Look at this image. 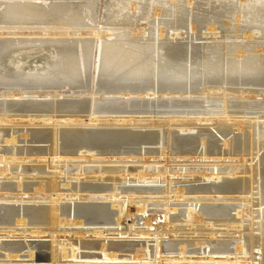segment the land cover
I'll use <instances>...</instances> for the list:
<instances>
[{
	"label": "bare ground",
	"instance_id": "1",
	"mask_svg": "<svg viewBox=\"0 0 264 264\" xmlns=\"http://www.w3.org/2000/svg\"><path fill=\"white\" fill-rule=\"evenodd\" d=\"M68 1L69 0H60L48 3L46 0H0V9L2 10L0 12V87L6 90L3 95H0V99L5 100L4 102L0 101V112L3 114L9 111L11 105L6 102L7 99L18 96L22 101L16 102V104L19 106L25 104L23 110L21 109L23 113L37 112L44 114V118L42 117L40 119V115L38 116L40 122L37 120V122L34 123L37 124L34 126L44 127L43 125L46 123L52 125L48 127L45 126L43 129L38 127L39 129L36 128L37 130H30V134L36 143H48L49 148L46 150H42L41 148L37 150L35 148L30 151L25 150L27 152L25 157L19 156L21 154L19 151L21 150L16 146L19 137L18 135L16 136V132L14 130L6 131L3 129V131L0 129V138H3V142L8 146L10 145L12 148V150H6L4 152L5 154H0V163L6 166V168L4 167L6 172L0 176L6 175L10 169L11 173L7 174L6 177L10 178V175H13L12 179L19 180L18 184L16 182V186L8 185L1 189L0 185V192L2 190L5 192L6 190H11L9 187L14 186V188L17 187L20 189L21 193H23L20 195L21 197H16L20 198V200H18L20 203L29 202V200H25L24 198L25 194H27L26 198L31 199V201L40 199V201L49 204V206H21L20 208L8 206L4 209L5 215L2 218L0 217V225H3L0 227V248H2L5 253L2 255L4 260L0 261V263L18 264L19 262L17 263V259L21 256L20 254L24 252L27 253L25 257L34 258L35 249H37V247L35 243L29 240H31V238L49 237L51 239L50 244L42 245V248L49 250L48 264H61L63 260L69 259L72 261L69 263L67 262L68 264H80L77 262L80 258H92L94 260L102 259L113 264L115 261L126 259L123 258L120 253L130 254L131 256L128 259H132L134 262L146 260L149 264H152V262H154V264H242L249 262L246 260L249 256H251V264H264L263 221L260 223L251 222L252 229L250 237L244 236L243 238L240 237L236 239L234 235L229 236L228 234L232 231L234 234L240 233L243 229V224H241L242 221L239 219L236 220L230 217L229 207L204 208L202 213L205 218H203L202 222H207L205 226L209 228H207V230L211 231L213 238H215L219 232H222L229 240L232 239L231 241L218 239V241L213 243V240H211L212 238L210 239L209 236L207 237L209 240L205 239L203 241H198L199 239L197 238L198 240L195 239L192 242L188 240H179L178 242L169 240L168 242H164L163 238L168 236L167 233H170V228L172 227L171 223L168 224L169 216L172 212H176L175 209L169 208V204H165V225H156L154 231L151 230L152 219L147 220L146 223L144 222L146 224V229L143 231H135V234H131V231H134V225H130L131 231H128L130 233L119 232L118 234H114L121 237L116 240H106L107 243L103 240V243L101 240L84 241L85 239L82 240V238L87 234H89L90 237L93 235L95 237L113 235L108 233V231L111 230L106 226L118 225L119 227H117L120 228L125 221L124 219L130 215V207L132 205L137 206L135 210L137 214H143L146 212L147 202L154 199L137 197L139 196L137 193L140 191L136 189L133 190L134 192L127 191L128 193H123L122 191V193H118V189L113 185V187L111 186L112 188L109 187V185L108 187H96V185L89 186V183L87 186H84L85 184L80 182L82 177H85L87 173H92V176L94 175L96 177L94 178V176H91V182L93 180L106 181L109 173H112V176L119 175L124 178V180L125 177L127 179L129 176H133L140 181L159 179L167 175V185H172L173 182H175V186L179 187H176V189L172 191V194L175 195L174 199L177 201L184 198L186 192L195 195L191 197L190 200L197 202L235 201V199L224 196L241 194L243 197L236 200L248 202L247 205L245 204L243 206L245 210L248 211L253 208L255 206V201L259 203V206L262 205L261 202H264V156L260 157L259 154L260 150L264 151L263 114L261 115L260 113L258 115L257 112H254L253 114L258 116L251 118L252 120H250L249 123L239 120V123L234 125L237 126L236 128L234 127V129L233 125L228 123V121L234 119L229 117L230 113L226 109L229 97L236 99L234 96H229L228 92H241L244 96L246 92V90H242L244 87L247 88V93H254L256 91V93H258L260 90H257V88H264V54H260L261 51L264 52V42L258 43L249 41H253V39L260 34H263L264 39V0H220L221 6H224V8L220 10H215L212 7H205V9L191 8L192 3L198 0H185L186 2L184 0H157L155 3H152L150 0H108L105 8V21L99 25L101 27H96L92 23L94 21L93 19L96 20V9L99 0H84L83 3ZM204 1L205 3L203 5H210V3H208L210 2L209 0ZM183 2H185L186 5H183ZM201 7L204 8V6ZM153 8L154 11L153 14H151L153 19L151 18L152 21H150L147 15H150V11L151 9L153 10ZM208 10H211V12L209 11V13ZM199 16H210L209 18L212 20L209 21L210 19L207 18V21L205 20L206 18H198V20H200L196 21L197 19L195 18ZM216 18L228 19L229 23H220L215 20ZM229 19L233 22L232 24H230ZM86 20L92 21L91 23L94 26L88 27ZM140 20H142L143 23H141L138 28L135 27L137 21ZM186 25H189V31L193 37L199 36L196 35L198 29H200L197 26L205 25L206 29L202 32V36L205 37V40H208L207 37L209 35L212 37L218 35L217 31L220 28L217 30L214 26L221 25L223 28L229 27L232 31L234 30L236 39L237 37H241L249 42L242 44L238 42V40L236 41V39H234L235 41H230L231 37H228L226 34L227 37H224L223 41H211V43H205L204 46L196 43L197 45H189L185 48L183 47V49L175 46L173 41H176L179 37H183L184 34H186ZM246 29H248V31H246ZM37 30L41 31V33H38L40 36L33 37L36 36ZM186 30H188V28H186ZM1 36H3V38H1ZM58 36H63L64 38H58ZM98 37L102 39L100 45L101 62L99 63L100 67L97 76L94 74L93 81H91L96 44L95 38ZM232 37L234 38V36ZM12 38H14L16 42L10 40ZM198 39L200 40L202 37ZM6 43L8 44L6 45ZM38 48L49 53V56H46L45 67L42 70L37 69L38 71H30L28 73L25 71L26 69L24 70L23 59L19 58L16 62H13L14 60L12 59H14V56H19L20 54L22 56V53H27L29 51L33 52V50L36 49L38 51ZM200 48L205 52L204 60L202 56L200 60L196 57L198 59L195 61L193 50L198 52ZM197 54L199 55V52ZM9 63L12 65H9ZM91 82L94 83L92 89L89 88ZM237 86H241V90L234 88ZM68 92L70 94H67ZM158 93H161V95H158ZM192 93H198L203 96H210V94L218 93L219 97H217L216 102L222 104L223 108L225 107L223 113L226 115V119H224L226 121L223 123L221 122L219 126L221 127L223 136L225 138L227 137L233 143V151H230L228 148L230 152L227 154L226 150L222 153H218L217 155L221 157L215 161L219 163L222 157L230 155L231 158L235 156L240 159L241 163H249L250 166L244 165L245 167L240 170L239 168L236 170L234 166H225L221 168L220 164L213 161L214 163L211 164L212 168H209V165L200 169L191 170V175L201 176L202 178L199 177V179L194 176L193 178L195 181H190V183L187 184L182 183L179 179L176 181L175 178L170 176L172 175L171 173H173V176L184 178L185 171L183 169L180 170L184 172L180 173L179 169L169 170L167 168L159 169L154 167L145 170L143 166L141 172H137L138 174L136 175L126 173L117 174L121 171L120 169L104 168L101 166L98 171L94 172L95 169H88V171H86L83 163L91 162L90 158L94 155H111V158L118 155L130 157L136 153H134V151L124 150V146L130 145L132 147V145L138 144V142H142L140 143L141 145L152 139L155 140L154 142H157L156 140H160L159 137H161V131L159 132L155 129L160 127V125H156L157 127H154V124L153 126H149L145 121L136 124L134 120L138 119L133 120L129 117L128 119L130 120L126 118L114 120L116 124L121 123L122 125H128L127 129L129 127H139L143 128V130L145 128H154L156 131L142 133L137 132L139 129L136 132H130L132 130L128 129L130 131L124 132L123 129L122 132H116L117 130L114 131V129L112 132H109V129L105 128L110 122L100 121L99 117L102 115L96 117L97 114L121 115L134 111L136 113L145 111L144 113H146L147 109L154 105L168 107L178 104H197L186 100ZM27 96H31L29 97L31 99L42 100V98H45V101H23V97ZM255 100L257 99L254 98L252 101ZM249 107H251V105ZM223 113L219 112L218 114ZM207 116L201 117L196 121L202 124L213 122L214 119ZM172 117L175 116L172 115ZM33 118L29 121L34 122ZM168 120L173 123L177 121L179 123L178 129L184 133L186 131H193L196 127H192L193 123H188L185 119V122L182 123L179 122L180 119L175 120L172 118ZM12 122L13 121L11 119L9 120L7 115H0V123L11 124ZM91 123H99L98 127L101 128H92L93 131H90L84 127ZM165 125H168V123ZM199 133V137L201 138V141L199 140L201 142L200 146L204 149L203 155H214L206 150V142H208V139L206 140V138L203 137L204 135L211 136L209 135L211 132L208 133L206 130H199ZM30 134L22 133L21 136L27 139ZM175 137L177 138L175 140H178L177 143L175 141L177 144V151L175 150V153L180 159H183V161H191L190 159L193 157L189 159L185 158L191 157L192 155L196 156L198 154V148H193L194 144L191 147L188 142L191 143L192 141L187 142L184 140L187 137L180 135V133L178 134V132H176L174 138ZM247 138L250 140L249 147H247ZM32 140H29V142ZM229 140L224 141V147H231ZM144 141L146 142L143 143ZM211 141L215 146L218 145H216V141ZM154 142L151 143L153 144ZM208 145H210V143H208ZM194 146H196V143ZM29 154L33 155L28 156ZM200 158L203 157L201 156ZM117 159L125 161L122 158ZM43 160L48 163V166H46L49 167V169L54 170L52 177L43 179L38 178L37 175L33 177V180H40L39 183H23L25 173H19V168L23 167V163H38L41 161L43 162ZM174 160L176 159L174 158ZM92 161L102 162L100 159H92ZM108 161L112 162V160ZM255 161L256 164L253 165ZM52 163L62 165L53 166ZM65 163H77L74 165L77 174H72V178L68 177L67 179L71 178L75 180V182H80V184H69L70 182L62 183L60 181V176L67 173L64 170L66 167ZM254 166H256V168ZM60 167L62 169L60 173L56 172ZM42 168L43 167H35L34 170L42 174L44 173V169ZM24 170H26V167H24ZM185 170L187 172L189 171L187 169ZM187 172L185 173L187 174ZM150 173H152V175H150ZM239 173L243 175L242 178L236 180L228 179V181H226L228 177H237ZM113 177L115 178V176ZM222 179H226V182H223L224 184L221 186L214 187L211 186V184H207V180L220 181ZM205 180L207 182H205ZM101 181L100 183H102ZM112 181H117V179ZM126 181H128V179ZM135 181L136 180H134L133 183H136ZM200 181L202 183H200ZM93 183L95 184L98 182ZM35 184H39L40 187H34V194L32 193V195H29L30 193L26 191L31 192L30 190L33 189V185L35 186ZM254 185L257 187L254 188ZM82 186H84V190ZM180 186L186 188H180ZM256 189L257 193H254ZM5 192L0 196V201L12 198L10 196H5L9 195L8 192ZM82 192L89 193H86L87 196H82ZM211 193H215L219 197L211 196ZM123 194H125V196H121ZM208 194L211 197H207ZM248 194L249 196H247ZM256 195H258L257 199L255 198ZM77 200H85V202L86 200L110 201L111 207L108 208L100 204V206L98 204H96L98 206H94L95 204L93 206H84L80 204V202L78 204ZM18 201L16 200V203ZM62 201L66 203L61 204ZM263 211L260 210L257 212L259 218L264 214ZM242 213L240 214V211L237 212V217H240ZM254 213L255 212L252 210L248 213V216L252 220L255 219L253 217ZM197 214L198 213L195 210L193 211V209L187 210L186 217L189 219L190 224L196 221ZM138 218L137 220H139ZM135 221L136 219H134V222ZM170 221L172 222V220ZM217 223H221L222 225H220V227L223 229L221 231L219 230V232L216 231V234V232H214L215 230L212 228H214ZM85 225H96L93 227L92 234L80 230V228ZM100 225L105 226L100 227ZM256 225H258V227L254 229ZM217 226L219 227V225ZM66 227L76 229L70 233L69 229ZM202 228L204 227L197 226L191 230L199 231L200 229L202 230ZM172 231L171 233H175V230ZM18 232H20L21 235H19ZM135 235L141 239L139 241H132L126 238V236L130 237ZM143 237H154V246L149 247L147 245L149 241L144 240ZM3 238L15 239L6 242L3 241V243H1ZM20 238H23V240H20ZM246 238L250 239L247 240ZM194 244L198 248L192 251L187 249L188 245L192 246ZM201 245H207V247L211 249L210 253H208L210 254L209 256H206V246L201 249ZM83 248H100L104 254H100V256L89 254L82 256L80 251ZM257 250L258 253H256ZM174 253H178V255L173 257H170V255L165 256V254ZM188 253L205 254L204 256L206 257H188ZM213 255H220L221 257H215ZM257 256H259V259H255ZM24 263L26 264L25 261Z\"/></svg>",
	"mask_w": 264,
	"mask_h": 264
},
{
	"label": "rangeland",
	"instance_id": "2",
	"mask_svg": "<svg viewBox=\"0 0 264 264\" xmlns=\"http://www.w3.org/2000/svg\"><path fill=\"white\" fill-rule=\"evenodd\" d=\"M55 1H60V0H46V2H48V3H51V2H55ZM61 1H64V0H61ZM65 1H67V0H65ZM81 2V3H83L84 2V0H69L68 2ZM152 3H155L157 0H150ZM185 1V0H184ZM210 2H208V3H210V5L208 6V5H203L204 3H205V1L204 0H198L197 2L195 1V2H193L192 3V5H191V8H194V9H205V7H212L213 9H215V10H220V9H222V8H224V6H221V3H220V0H209ZM1 2H3V1H1ZM99 3H98V5H97V9H96V20L95 19H93L94 21L92 22V21H90V20H86V24H87V26L89 27V26H96V27H98L100 24H102L105 20V16H106V4L108 3V0H99L98 1ZM186 2V1H185ZM185 2H183V5L185 4ZM202 4V5H201ZM186 5V4H185ZM201 6H204V8L203 7H201ZM3 8V7H2ZM2 10L0 9V12H1ZM153 11H154V8H153V10L151 9V11H150V15H147L148 17V20L150 19V21H152V15L151 14H153ZM189 11V10H188ZM211 12V10H208V12ZM152 12V13H151ZM209 12V13H210ZM105 15V16H104ZM210 17V16H209ZM208 16H206V17H204V16H199V17H196L195 19H197L196 21H199L198 20V18H206L205 20H207L208 21V19L207 18H209ZM152 18V19H151ZM210 20L209 21H211L212 19L211 18H209ZM216 21H218V22H220V23H229L228 22V19H225V18H221V19H219V18H216L215 19ZM224 20H226V21H224ZM88 21V22H87ZM229 21H230V24H232L233 22L231 21V19H229ZM94 24V25H92V23ZM97 22V23H96ZM101 22V23H100ZM141 23H143L142 22V20H140V21H137V24L135 25V27H139V25H141ZM194 23H195V20H194ZM91 24V25H90ZM98 24V25H97ZM206 25V24H205ZM205 25H203V26H197V27H199L200 29H198V33L196 34V35H199V36H191L192 34H191V32L189 31V29H190V27H189V25H186V28H188V30H186V28H185V31H186V34H184V36L183 37H179V39H177L176 41H173L174 42V45L175 46H178V47H181V48H185L186 46H189V45H197L198 43L201 45V46H204V44L205 43H211V41H214V42H219V40L220 41H223L224 40V37H227L226 36V34L228 35V37H231L230 38V41H235L234 39H236L235 38V36H236V33H235V31L233 30H231V29H229V27H224L223 28V26H221V25H216V26H214V28L216 27V29L218 30L219 28V30L217 31V33H218V35L217 36H208L207 38H208V40H205V37L204 36H202V32H204L205 30L204 29H206V26ZM99 27H101V26H99ZM205 27V28H204ZM136 28V29H137ZM201 28H203V29H201ZM226 28V29H225ZM223 29V30H222ZM201 30H203V31H201ZM38 31V32H37ZM36 31V36H33V37H38V36H40V34L38 35V33H41V31H39V30H37ZM185 31H182V32H185ZM246 31H248V29H246ZM187 32H188V34H187ZM224 32V33H223ZM226 32V33H225ZM229 32V33H228ZM201 33V34H200ZM232 33V34H231ZM223 34V35H222ZM235 34V35H234ZM239 34H241V33H239ZM238 34V35H239ZM188 35V36H187ZM231 35V36H230ZM24 36H26V35H24ZM232 36H234V38L232 37ZM259 36V37H258ZM60 37H62V38H64L63 36H58V38H60ZM202 37V39H198V38H201ZM219 37V38H218ZM258 37V38H257ZM1 38H3V36H1ZM54 38H56V37H54ZM67 38H69V37H67ZM70 38H73V37H70ZM212 38V39H211ZM223 38V39H222ZM260 38V39H259ZM94 39V38H93ZM96 39V41H95V49H94V59H93V63H94V65H93V68H92V75H91V81H93V75L95 74L96 76H97V74H98V70H99V67H100V60H101V53H100V51H101V48H100V45H101V43H102V39L100 38V37H98V38H95ZM188 39V40H187ZM218 39V40H217ZM263 39V34H260V35H257L256 36V38L255 39H253V41H251V40H249L250 42H258V43H262V42H264V39ZM10 40H12L13 42H16L15 41V39L14 38H12V39H10ZM190 40V41H189ZM193 40H195V41H193ZM198 40V41H197ZM205 40V41H204ZM210 40V41H209ZM215 40H217V41H215ZM238 40V42H240V43H242V44H245V43H248L249 41H246V40H244V39H242L241 37H237V39H236V41ZM240 40V41H239ZM242 40V41H241ZM244 40V41H243ZM188 41V42H187ZM193 41V42H192ZM207 41V42H206ZM164 42H166V41H164ZM197 43V44H196ZM8 43H6V45H7ZM178 44V45H177ZM183 45V46H182ZM183 48V49H184ZM201 49V48H200ZM198 50V52H199V55L197 54L198 52H196L195 50H193V53H194V55H193V57H194V59H195V61H197V59L199 58V60L202 58V56H203V60H204V50L203 49H201V50ZM261 49V48H260ZM42 51V52H41ZM201 51V52H200ZM203 52V53H202ZM23 54H25V55H23ZM30 54V55H29ZM49 53H47V52H45L43 49L41 50V48H38V51H37V49L36 50H33V52H31V51H29V52H27V53H22V56H21V54L19 55V56H14V59H12V60H14L13 62H16L17 61V59H19V58H21V59H23V61H24V70L25 71H27L28 73L30 72V71H38V70H42L44 67H45V61H46V56L48 55ZM203 54V55H202ZM260 54H264V52L263 51H261V53ZM49 56V55H48ZM18 57V58H17ZM196 57H198V58H196ZM9 65H12L11 63H9ZM38 69V70H37ZM23 70V71H24ZM97 82V81H96ZM94 83L93 82H91L90 83V89H92L93 88V85ZM96 87H97V85H96ZM239 87V88H238ZM241 86H237V87H234L235 89H240L241 90V88H240ZM245 88V89H244ZM244 88H242V90H246V92H245V94H244V96H243V94L240 92H234V93H232V91L231 92H228V95L229 96H234L236 99H234L233 97H229V100H228V104H227V111L230 113L229 114V117L230 118H232V119H234V120H230V121H228V123L230 124V125H233V128L235 127H237V126H234V125H236V124H238L239 123V120L240 121H246L247 123H249V121L250 120H252L251 118H255L256 116H258L260 113H261V115H262V117H264V88H257V90H260V91H258V93H256V92H254V93H247L248 92V90H247V88L246 87H244ZM248 89H249V87H248ZM251 89V88H250ZM262 90V91H261ZM6 90L3 88V87H0V95H3L4 94V92H5ZM67 94H70L69 92L67 93ZM193 94V95H192ZM192 94H187V95H189V97L186 99L187 101H189V102H192V103H197V104H182V105H180V104H178V105H174V106H161V105H154L153 107H151V108H148L147 109V111H146V113H144L145 111H141V112H130V113H123V114H104V113H99V114H97L96 115V117L98 116H100V115H102V116H100L99 118V120L100 121H106V122H110V124L108 125V126H106V128L105 129H109L108 131L109 132H112V130H114V131H116V132H122V130L124 131V132H128V131H130V130H128V129H131L132 131H130V132H136L138 129V131L137 132H142V133H146V132H154V131H161V137H159V139L160 140H156L157 142H154L155 140L154 139H152V140H150V141H148V142H146V141H144L143 143H145V144H141L140 145V143H142V142H138V144H135V145H132V147L130 146V145H126V147L124 146V150H129V151H134V153H136L135 155H131L130 157L129 156H114L113 158H111L112 156L111 155H94L93 157H91L90 158V161L91 162H86V163H83V166H84V168L86 169V171H88V169H95L94 170V172L95 171H98L99 170V168H101V167H104V168H114V169H120L121 171L119 172V173H117V174H124V173H126V174H132V175H136V174H138L137 172H141V170H142V168H143V166H144V169L146 170V169H149V168H154V167H157V168H159V169H169V170H171V169H179V172L180 173H183L184 171L185 172H187L185 169H187V170H189L188 172H187V174L184 172V178L183 177H178V176H173V173H171L172 175H170L171 177H173V178H175L176 179V181H177V179H179V180H181V182L182 183H185V184H187V183H190V181L192 182V181H195V179L193 178L194 176H195V178H202L201 176H197V175H191V170H193V169H200V168H202V167H204V166H209L210 165V167L209 168H212V166H211V164H213L214 162L215 163H217V164H220V166H221V168H224L225 166H227V167H230V166H234V167H236V170L239 168V170L240 169H243L245 166L244 165H247V166H250V164L248 163V164H243V163H241L240 162V159H238L237 157H235V156H232V158H231V156L230 155H225V157H222L221 158V161H219V163L217 162V161H215V160H217V159H220V157L221 156H218L217 154L218 153H222L223 151H225L226 150V154L228 153V152H230L231 150L233 151V143L231 142V140H229L227 137L225 138L224 136H223V133L221 132V127L219 126L220 124H221V122L223 123L224 121H226V120H224V119H226V115L223 113L224 112V108H223V106H222V104H220L219 102L217 103L216 101V99H217V97H219V94L217 93V94H210V96L209 95H206V96H203V95H201V94H198V93H192ZM238 94V95H237ZM247 94H248V97H247ZM260 96H259V95ZM158 95H161V93H158ZM196 95V96H195ZM255 97H254V96ZM259 96V97H257V96ZM263 95V96H262ZM194 96V97H193ZM202 96V97H201ZM18 97V96H17ZM16 96H14V98H9V99H7V101L6 102H8V103H10V108H9V111H7V112H5V113H3V114H5V115H7L8 117H9V120L11 119L13 122L11 123V124H3V123H0V129H5L6 131H8V130H10V131H12V130H14L15 132H16V136L18 135L19 137H18V140H17V144H16V146H17V148L19 149V150H21V151H19L21 154L19 155V156H21V157H25V155H26V151L25 150H28V151H30V150H32V149H35L36 148V150L37 149H48L49 148V144L48 143H36V141L33 139V137H32V135L30 134V130H34V129H39V128H41V129H43V128H45V126L46 127H48V126H52L50 123L48 124V123H46L45 125H43L44 127H42V126H34V125H36V124H34L35 122H37V120L39 121V115H40V119L43 117V113H37V112H30V113H23L22 112V110H23V107H24V105L23 104H21L20 106L22 107H20L19 105H17L16 104V102L18 103V102H21L22 100H20L21 98H17ZM29 97H31V96H27V97H23L24 99H23V101H28V102H30V101H36V100H39V101H45V98H42V100L41 99H31V98H29ZM205 97V98H204ZM247 97V98H246ZM263 97V98H262ZM5 98V97H4ZM26 98H28V99H26ZM49 98V97H48ZM47 98V99H48ZM185 98V97H184ZM192 98V99H191ZM211 98V99H210ZM246 98V99H245ZM254 98L255 99H257V100H255V101H252V100H254ZM262 98V99H261ZM30 99V100H29ZM233 99V100H232ZM238 99V100H237ZM249 99H252V100H249ZM18 100V101H17ZM135 100V99H134ZM180 100V99H179ZM186 100H181V101H186ZM0 101H2V102H4L5 100H3V99H0ZM210 102V103H209ZM23 105V106H22ZM187 105V106H186ZM190 105V106H189ZM210 105V106H209ZM243 105H244V107H243ZM251 105V107H249ZM194 106V107H193ZM219 106V107H218ZM253 106V107H252ZM165 107V108H164ZM171 107H172V109H171ZM174 107H175V109H174ZM177 107V108H176ZM247 107V108H246ZM163 108V109H162ZM213 108V109H212ZM19 109H20V112H19ZM22 109V110H21ZM168 109V110H167ZM16 110V111H15ZM149 110V111H148ZM157 111V112H156ZM161 111V112H160ZM173 111V112H172ZM216 111V112H215ZM150 112H151V114H150ZM154 112V113H153ZM161 113V114H159V113ZM165 112H168V113H165ZM171 112V113H170ZM223 113V114H218V113ZM254 112H257V114L258 115H256V114H253ZM143 113V114H142ZM164 113V114H163ZM172 113H174V114H172ZM182 113H183V115H182ZM204 113V114H203ZM206 113H209V114H206ZM216 113V114H215ZM2 114V112H0V115L2 116L3 115ZM30 114H31V116H30ZM149 114V115H148ZM155 116H153V115ZM157 114V115H156ZM170 114H171V116H170ZM61 115V114H60ZM110 115V116H109ZM121 117H120V116ZM138 115V116H137ZM172 115L173 116H175V117H172ZM180 115V116H179ZM198 115V116H197ZM208 115V116H207ZM37 116V117H36ZM114 116V117H113ZM168 116H169V118H168ZM196 116V117H195ZM211 117V118H213L214 120H213V122H207V123H204V124H202V123H199V122H197L196 120L197 119H200L201 117ZM29 117V118H28ZM34 117V118H33ZM36 117V118H35ZM105 117V118H104ZM117 117V118H116ZM128 117L131 119H138V120H134L135 121V123L137 124L138 122H144L145 121V123H147L149 126L151 125V126H153V124H154V127L156 126V125H160V127H157V128H145L144 130H143V128H133V127H129L128 129H127V126L126 125H122L121 123L120 124H116V122H115V120L116 119H123V118H126V119H128ZM144 117V118H143ZM161 117V118H160ZM165 117V118H164ZM14 118H16V119H14ZM31 118H33V120H34V122H30L29 120L31 119ZM44 118V117H43ZM101 118H102V120H101ZM111 118V119H110ZM153 120H152V119ZM172 118H174L175 120L176 119H180V121L179 122H188V123H193V126L192 127H195V129L192 131H186L185 133L184 132H181L179 129H178V122L177 121H174L175 123H173L172 121H170V120H168V119H172ZM218 118V119H217ZM14 119V120H13ZM115 119V120H114ZM130 119H128V120H130ZM140 119H142V120H140ZM145 119V120H144ZM150 119V120H149ZM155 119H157V120H155ZM159 119V120H158ZM161 119V120H160ZM164 119V120H163ZM165 119H167V120H165ZM181 119H182V121H181ZM184 119H185V121H184ZM36 120V121H35ZM112 120V121H111ZM218 120V121H217ZM220 120V121H219ZM154 121V122H153ZM168 121V122H167ZM216 121V122H215ZM40 122V121H39ZM153 122V123H152ZM220 122V123H219ZM160 123V124H159ZM166 123H168V125H165ZM172 123V124H171ZM177 123V124H176ZM194 123H196V124H194ZM13 124V125H12ZM97 126H96V125ZM91 123L90 125H88V126H84V127H86V129H89L90 131H93V129H96V127L97 128H101V127H98V125H99V123ZM116 126H115V125ZM93 125H95V126H93ZM112 125V126H111ZM206 125V126H205ZM114 126V127H113ZM137 126V125H136ZM139 126V125H138ZM171 128H170V127ZM39 127V128H38ZM89 127V128H88ZM117 127V128H116ZM120 127H125V128H120ZM163 127V128H162ZM165 127H166V129H165ZM93 128V129H92ZM133 128V129H132ZM168 128V129H167ZM234 128V129H235ZM36 129V130H37ZM85 129V130H86ZM127 129V130H126ZM141 129V130H140ZM150 129V130H149ZM161 129V130H160ZM176 131H175V130ZM180 131H178V130ZM88 130V131H89ZM118 130H121V131H118ZM199 130H206V131H208V133L209 132H211V133H209V135H211V136H207V135H204L203 137L204 138H206V140L208 141V142H206V150L208 151V152H210V153H212V154H214V155H203V153H204V149L202 148V146H200L201 144V138L199 137V135H200V133H199ZM220 130V131H219ZM4 131V130H3ZM96 131V130H95ZM102 131H105V130H102ZM107 131V130H106ZM174 131H175V133H174ZM21 132V133H20ZM28 132V133H27ZM176 132H178V134L180 133V135H182V136H184V137H187V138H185L184 140H186L187 142L188 141H192L191 143L190 142H188V144L192 147V145L194 144L195 145V143H196V146H194L193 145V148H198V154L195 156V155H192L191 157H187V158H185V159H189V158H192V159H190L191 161H183V159H180L179 158V156L175 153L176 151H177V141L178 140H175V139H177L176 137L174 138V136H175V134H176ZM220 132V133H219ZM30 134V136L27 138V139H24L22 136H21V134ZM183 133V134H182ZM10 134H11V132H10ZM163 135V136H162ZM213 135H215V136H213ZM173 136V137H172ZM198 138H197V137ZM20 137H22V138H20ZM32 137V138H31ZM191 137V138H190ZM208 137V138H207ZM183 138V137H182ZM3 138H0V154L2 155V153L3 154H5L4 152L6 151V150H12V148L10 147V145L8 146V145H6L4 142H3V140H2ZM35 141V143H34V141ZM162 139V140H161ZM193 139V140H192ZM195 139H196V141H195ZM248 139V138H247ZM29 140H32V141H30L29 142ZM200 140V141H199ZM211 140H213L215 143H216V145L217 146H215V144L214 143H212V141ZM225 140H229V144L231 145V147L229 146V147H224V141ZM3 143H2V142ZM173 141V142H172ZM175 141H176V143H175ZM211 141V142H210ZM151 142H154L153 144L151 143ZM159 142V143H158ZM161 142V143H160ZM197 142H198V144H199V146H198V144H197ZM31 143V144H30ZM175 145H174V144ZM208 143H210V145H208ZM247 147H249V144H250V140L248 139L247 140ZM213 144V145H212ZM140 145V146H139ZM128 146V147H127ZM175 146V147H174ZM123 147V146H122ZM210 147V148H209ZM125 148H127V149H125ZM129 148V149H128ZM176 148V149H175ZM207 148H209V149H207ZM214 148V149H213ZM219 148V149H218ZM230 149V151H229V149ZM131 149V150H130ZM136 149H138V150H136ZM141 149V150H140ZM249 149V148H248ZM139 150H140V152H139ZM176 150V151H175ZM211 150V151H210ZM215 150V151H214ZM36 153V152H35ZM139 153H141V154H139ZM0 155V156H1ZM31 155H33V154H31ZM30 154L28 155V156H31ZM260 157H262V156H264V151L263 150H260ZM105 156V157H104ZM110 156V157H109ZM203 157V158H200V157ZM209 156V157H208ZM217 156V157H216ZM106 157H108V158H106ZM199 157V158H198ZM215 157V158H214ZM117 158H122V159H124L125 161H121V160H119V159H117ZM174 158L176 159V160H174ZM179 158V159H178ZM211 158V159H210ZM236 158V159H235ZM249 158V157H248ZM92 159L94 160V159H100V160H102V162H93L92 161ZM195 159V160H194ZM198 159V160H197ZM227 159V160H226ZM108 160H112V162H109ZM167 160V161H166ZM177 160H179V161H177ZM208 160V161H207ZM105 161V162H104ZM115 161V162H114ZM214 161V162H213ZM122 162V163H121ZM159 162V163H158ZM201 162H202V164H201ZM227 162V163H226ZM117 163V164H116ZM193 163V164H192ZM194 163H195V165H194ZM208 163V164H207ZM68 164H70V165H68ZM75 164H77V163H65V165H66V167H65V169H64V167H63V169L67 172V173H65L66 174V176H65V174H63V175H61L60 177H61V182L62 183H69V184H76V183H79L80 184V182L81 183H83V184H85L84 186H87V184L89 185V186H95L96 185V187H108V185H109V187H111L112 185L114 186V187H116L118 190V193H122V191H123V193H128V192H134L133 190L134 189H136L137 191H140L139 193H137V195H139V196H137V197H148V198H152V199H154V200H152V201H148L147 202V207H146V212L145 213H143V214H137L136 213V208H137V206H135V205H132L131 207H130V210H131V212H130V215L128 216V217H126L124 220V222H123V224L120 226V228H118L119 226L118 225H109V226H106L108 229H110L111 231H108V233L109 234H113V235H108V236H104V237H95L94 235L93 236H91L90 237V235L89 234H87L84 238H82V240L83 239H85L84 241H93V240H101V242L103 243V241H105L106 242V240H116V239H118V238H121L120 236H116V235H114V234H118L119 232H125V233H127L128 231H131V226L132 225H134L133 226V230L134 231H131V234L133 233V234H135L134 232L135 231H143L144 229H146V221L147 220H152L153 222H152V226H151V230H153L154 231V227L156 226V225H165V222H164V214H165V210H166V206H165V204H169V208H171V209H175L176 210V212H172L171 213V215L169 216V221H168V224H170L171 223V225H172V227L170 228V230L172 231V229H173V231L175 232V233H171V231H170V233L168 232L167 234H168V236H165L164 238H163V240H164V242H168L169 240H173V241H175V242H178L179 240L180 241H194L195 239L196 240H198V241H203V240H205V239H208L207 237H209L211 240H213V243L214 242H216V241H218V239L219 240H223V241H231L232 239H230L229 240V238L226 236V235H223V233L222 232H219V230L221 231L223 228H221L220 227V225H222L221 223L219 224V223H217L216 224V226L214 227V228H212L213 230H215L214 232H219L218 234H217V232H216V236H215V238H213V235H211V231H209V230H207V228H206V224H207V222L206 223H204V222H202L203 221V218H205V217H203L204 215H203V209L204 208H206V207H229V209H230V217L231 218H234V219H236V220H240V221H242L241 222V224H243V229H242V231L240 232V233H235L234 234V232L232 231L231 233H229L228 235L229 236H232V235H234V238H243L244 236L245 237H250V235H251V222H255V223H260V222H262L263 221V223H264V214L262 215V217L261 218H259V214H257V212L258 211H263L264 210V202H261L262 203V205H260L259 206V203L257 202V201H255L254 202V204H255V206L253 207V208H251V209H249L248 211L247 210H245V208L243 207L245 204L247 205L248 204V202H246V201H241V200H236V199H240V197H243V196H241V194L239 195V194H236V195H227V196H224V197H227V198H230V199H235V201H221V202H219V201H193V200H190V198L191 197H194L195 195H191V194H189V193H187L186 192V194L184 195L185 197L184 198H181V199H179V201H177V200H175L174 199V196L175 195H173L172 194V191L174 190V189H176V187L177 186H175V182H173V184L172 185H167V183H168V179H167V175H164L163 177H161V178H159V179H150V180H139L138 178H134L133 176H129V177H127V179H128V181H126L127 179H126V177H125V180H124V178H122V177H120L119 175H113V176H115V178L112 176V173H109V175H107V179H106V181H101V180H99V181H95V180H93L92 182H91V178L94 176H92V173L91 174H86L85 175V177L83 176L82 177V180L80 181V182H75V180H73V179H71L72 178V174H77V171L75 170V168H74V165ZM199 164V165H198ZM256 164V161L253 163V165H255ZM34 165H35V167H43L42 169H44V173H38V171H36L35 172V170H34ZM48 166V163H46V162H44V160H43V162L41 161V162H35V163H32V162H27V163H23V167H20L19 168V173L20 172H22V173H25L24 174V177H25V179H24V181H23V183H39L40 182V180H33V177L34 176H37L38 178H43V179H49V178H51L52 177V175H53V172H54V170L52 169H49V167H47ZM52 165L53 166H55V165H57V166H59V165H62V164H54V163H52ZM146 165V166H145ZM182 165V166H181ZM101 166V167H100ZM176 166H178V167H176ZM6 168V166L3 164H1L0 163V175L1 174H4L5 172H6V170H5V168ZM24 167H26V170H24ZM34 167V168H33ZM240 167H242V168H240ZM255 168H256V166H254ZM8 168V167H7ZM21 169V170H20ZM180 169H183L184 171H182V170H180ZM216 169V168H215ZM62 169H61V167L58 169V170H56V172H59L60 173V171H61ZM173 172H175V171H173ZM177 172V171H176ZM241 172V171H240ZM11 173V170L9 169V171L6 173V175H3V176H0V185H1V189H3V187H5V186H8V185H14V186H16L19 182V180L17 181V180H14V179H12L13 178V175L11 176L10 175V178L9 177H6L7 176V174H10ZM36 173V174H35ZM149 173V172H148ZM31 174V175H30ZM190 174V175H189ZM48 175V176H47ZM50 175V176H49ZM88 175V176H87ZM111 175V176H110ZM150 175H152V173H150ZM43 176V177H42ZM92 176V177H91ZM119 176V177H118ZM189 176H191V177H189ZM68 177H71L70 179H67ZM90 177V178H89ZM110 177V178H109ZM113 177V178H112ZM189 177V178H188ZM243 177V175L241 174V173H239L238 174V176L237 177H228L227 178V180L226 179H222V180H220V181H213V180H205V182H207V184H211V186H214V187H218V186H221V185H223L226 181H228V179H231V180H236V179H238V178H242ZM94 178H96L95 176H94ZM106 178V177H105ZM104 178V179H105ZM122 178V179H121ZM199 178V179H200ZM114 179H117V181H112V180H114ZM72 180V181H71ZM89 180V181H88ZM107 180H111V181H107ZM134 180H136L135 182L136 183H133L134 182ZM139 180V181H138ZM226 180V181H225ZM59 181V180H58ZM65 181V182H64ZM100 181L102 182V183H100ZM125 182V183H123V182ZM130 181V182H129ZM188 181V182H187ZM16 182H17V184H16ZM85 182H87V183H85ZM93 182H98V183H93ZM108 182V183H107ZM115 182V183H114ZM138 182H140V183H138ZM147 182V183H146ZM163 182V183H162ZM224 182V183H223ZM91 183H93V184H91ZM121 183V184H120ZM122 183H123V185H122ZM132 183V184H131ZM200 183H202L201 181H200ZM91 184V185H90ZM100 184H102V185H100ZM107 184V185H106ZM118 184V185H117ZM99 185V186H98ZM106 185V186H105ZM14 186L13 187H9V188H11V190H6V192L5 191H1L0 192V196H2L3 194H4V192L5 193H9V195H5V196H10V197H12V198H7V199H5V200H1L0 201V217L2 218L4 215H5V208L6 207H8V206H15L16 208H20L21 206L22 207H31V206H42V205H45V206H49V204L47 203V202H44V201H40V199H36L35 201H31V199H28V198H26V195L27 194H25V196H24V198H25V200H29V202L27 201V202H24V203H20V201H18V200H20V198H16L17 196L18 197H21L20 195L21 194H23V193H21V191H20V189H18L17 187H15L14 188ZM37 186L38 187H40L39 186V184H35V186L33 185V189L32 190H30L31 192H29V191H26V192H28V193H30L29 195H32V193L34 194V190H35V188L34 187H36L37 188ZM84 186H82V189H83V187ZM112 186V187H113ZM111 187V188H112ZM257 186L256 185H254V188H256ZM177 188H179V187H177ZM180 188H186V187H181L180 186ZM128 189V190H127ZM171 189V190H170ZM84 190V189H83ZM82 190V191H83ZM126 190V191H125ZM130 190V191H129ZM170 190V191H169ZM185 190V189H184ZM128 191V192H127ZM212 191H215V190H212ZM83 193V192H82ZM86 193H89V192H86ZM86 193H83V194H81L82 196L84 195V196H87V194ZM254 193H257V189L254 191ZM213 194V195H212ZM142 195V196H141ZM187 195V196H186ZM211 196H214V197H219L218 195H216L215 193H211L210 194ZM209 194H208V196L207 195H205V196H207V197H211ZM121 196H125V194H123V195H121ZM167 196V197H166ZM247 196H249V194L247 195ZM28 197V196H27ZM158 197V198H157ZM162 197H164V198H162ZM162 198V199H161ZM169 198V199H168ZM255 198L257 199L258 198V195H256L255 196ZM14 200V201H13ZM16 200L18 201L17 203H16ZM37 200H38V202H37ZM22 201V200H21ZM30 201H31V203H30ZM40 201V202H39ZM34 202V203H33ZM41 202H43V203H41ZM79 202H80V204H83L84 206H93L94 204V206H98L99 204L101 205V206H105V207H108V208H110L111 207V204L109 203L110 201H98V200H86V202H85V200L84 201H79V200H77V203L79 204ZM83 202V203H82ZM156 202H157V204H156ZM168 202V203H167ZM36 203V204H35ZM66 202L64 201H62L61 202V204H65ZM68 203V202H67ZM91 203V204H90ZM260 203V204H261ZM96 204H98V205H96ZM105 204H107V205H105ZM18 205V206H17ZM99 205V206H100ZM4 207V208H3ZM190 207V208H189ZM192 207V208H191ZM188 209H193V211L195 210L198 214H197V219H196V221H193V222H191V224L189 223V219L186 217L187 216V210ZM3 210H4V212H3ZM134 210V211H133ZM251 210L253 211V212H255L254 214H253V217L255 218L254 220H252V219H250V217L248 216V213L249 212H251ZM240 211V214L242 213V211H243V213H242V215H240V217H237V212H239ZM247 211V212H246ZM2 212V213H1ZM262 213V212H261ZM263 213H264V211H263ZM3 214V215H2ZM139 217H137V216ZM133 219H132V218ZM135 217H137L139 220H137V218H135ZM141 217V218H140ZM244 217V218H243ZM134 219H136V221L134 222ZM155 219V220H154ZM170 220H172V222L170 221ZM252 220V221H251ZM133 221V222H132ZM138 221V222H137ZM200 221V222H199ZM145 222V223H144ZM124 223H125V225H124ZM139 223V224H138ZM131 225V226H130ZM217 225H219V227L217 226ZM3 225H0V227H2ZM96 225H94V226H91V225H85L84 227H82V228H80V230H84L85 232H89L90 234H92L91 232H93L92 230H93V227H95ZM101 226H105V225H100V227ZM118 226V227H117ZM126 226V227H125ZM204 227V228H202V230L200 229L199 231H194V230H191V229H194L195 227ZM247 229H246V228ZM257 227H258V225H256V226H254V229H257ZM67 229H69V231H70V233H72V231H75V229L76 228H70V227H66ZM125 228H127V229H125ZM129 228V229H128ZM71 229V230H70ZM72 229H74V230H72ZM125 229V230H124ZM142 229V230H141ZM204 229V230H203ZM209 229V228H208ZM247 230V231H246ZM172 231V232H173ZM245 231V232H244ZM128 233H130V232H128ZM233 233V234H232ZM243 233H244V235H243ZM18 234L19 235H21L20 234V232H18ZM178 234V235H177ZM225 234V233H224ZM240 235V236H239ZM242 235V236H241ZM255 235H256V233H255ZM68 236H70V235H68ZM212 236V237H211ZM79 237V236H78ZM24 238V237H23ZM23 238L21 239L20 238V240H23ZM47 237H41V238H31V240H29L30 242H33V243H35V246L37 247V249H35V256H34V258H29V257H25L26 255H27V253L26 252H24V253H22V254H20L21 256L17 259V263L19 262L20 264H25L24 263V261L26 262V264H48L49 262H48V259H49V250L48 249H46V248H42V245H45V244H50V242H51V239L48 237L47 239H46ZM126 238H127V240H132V241H139L141 238H139V237H137L136 235L135 236H130V237H128V236H126ZM198 238V239H197ZM12 239H15V238H3L2 240H1V243H3V241L4 242H6V241H11ZM27 239H29V238H27ZM33 239V240H32ZM143 239L144 240H148L149 242L147 243V245L150 247V246H154V242H153V239H154V237H143ZM247 240H249L248 238H246ZM103 240V241H102ZM209 240V239H208ZM107 243V242H106ZM194 246V247H193ZM202 246V245H201ZM206 246V247H205ZM189 247V248H188ZM188 247H187V249H190V251H192V250H195L196 248H198L197 246H195V244L194 245H192V246H190V245H188ZM206 248L207 250H206V252H207V255L206 256H209L210 254H208V253H210V248L209 247H207V245H203L202 247H200L201 249L202 248ZM2 248H0V261H3L4 259H3V257H2V255L5 253L4 252V250H3V252H2ZM81 254H82V256L83 255H86V254H89V255H97V256H100V254H104V252H102L101 250H100V248H94V249H81ZM256 253H258V250L256 251ZM120 255L123 257V258H126V259H122V260H119V261H115L113 264H142V263H144V264H149V262L148 261H146V260H143V261H138V262H134L132 259L130 260V259H128L131 255L130 254H128V253H120ZM169 256L170 255V257H173V256H177L178 255V253H174V254H165V256ZM205 255V254H204ZM203 254L201 255V254H195V253H188V257H193V258H198L199 256L200 257H206V256H204ZM105 256V255H104ZM212 256V255H211ZM213 256H215V257H219L220 255H213ZM221 257V256H220ZM43 259V260H42ZM46 259V260H45ZM82 259V260H81ZM255 259H259V256H257ZM89 260H91V261H89ZM94 262H93V261ZM97 260H98V262L100 263V264H103V263H105V264H108V262L106 261V260H102V259H96V260H94V259H92V258H80V259H78L77 260V262H79L80 264H99L98 262H97ZM246 260H248L249 262H247L248 264H251V256H249V258H247ZM72 260L71 259H69V260H63V262L61 263V264H68L69 262H71ZM123 261V262H122ZM129 263H128V262ZM133 261V262H132ZM145 261V262H144ZM256 261H258V260H256ZM68 262V263H67ZM86 262V263H85ZM103 262V263H102ZM119 262H121V263H119ZM18 263V264H19ZM247 263H242V264H247ZM0 264H4V263H0ZM109 264H112V263H110L109 262ZM152 264H154V262H152ZM256 264V263H255Z\"/></svg>",
	"mask_w": 264,
	"mask_h": 264
}]
</instances>
